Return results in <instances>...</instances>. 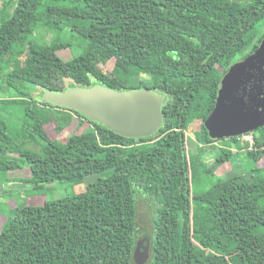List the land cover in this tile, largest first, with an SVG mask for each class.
<instances>
[{"label": "trees", "instance_id": "1", "mask_svg": "<svg viewBox=\"0 0 264 264\" xmlns=\"http://www.w3.org/2000/svg\"><path fill=\"white\" fill-rule=\"evenodd\" d=\"M68 3L41 11L42 0H0V171L26 165L37 185L108 175L81 193L10 217L0 233V264H137L144 234L145 264H264V177L233 176L196 194L197 167L186 145L195 122L204 143L217 142L204 124L224 74L263 40L257 25L264 22V0ZM41 21L51 29L67 25L86 41L84 52L64 60L51 54V45L31 41ZM137 73L150 81L132 86ZM95 85L162 94L163 125L152 137L125 138L42 100L46 90ZM21 105L25 115L15 110ZM73 115L92 126L61 147L46 125L68 127ZM30 143L41 147L29 149ZM246 149L249 158H264V141L254 137ZM231 158L224 149L217 165ZM140 199L151 207L149 230L138 228Z\"/></svg>", "mask_w": 264, "mask_h": 264}, {"label": "rangeland", "instance_id": "2", "mask_svg": "<svg viewBox=\"0 0 264 264\" xmlns=\"http://www.w3.org/2000/svg\"><path fill=\"white\" fill-rule=\"evenodd\" d=\"M238 1L247 2L248 0ZM51 4L62 6L68 5L69 3L68 0H42L40 10L44 11ZM6 12V10H3L2 14ZM257 29L260 32L262 31L261 34H263L264 22L259 23ZM31 41L51 45V54L59 55L64 60H70L78 56L84 52L87 45L83 37L78 34H73L67 25L63 26L62 30L51 29L45 25L44 21H41L37 25ZM28 55L29 53H26L20 57L22 65L27 60ZM109 67L113 68L112 65H109ZM105 72L108 73L109 71L105 69ZM149 81L150 78L148 76L137 73L131 78L130 84L132 86H138L142 82L148 83ZM15 110L17 112L20 111L23 115L26 114V108L23 105L17 107ZM8 121L11 120L8 119ZM56 126L57 124L54 122L48 124L46 125V131L54 143L64 147L71 136L79 135L87 131L92 125L87 120L73 115L68 127L57 129ZM157 130L151 132V135L142 134L136 139L152 137ZM201 133L202 130L199 122L192 123L187 131V151L197 167V170L192 174L193 179L191 182L194 193H203L218 180H224L233 176H241L249 181H253L255 176L264 177V158L255 161V159L249 158L246 149L249 145L253 147L254 137L261 142L264 141V127L259 128L250 135L237 138V141L224 139L210 144L203 142ZM38 146L41 147V144L30 143L27 145L32 150H37ZM224 149L230 150L232 158L229 162L218 166L217 158ZM8 155L16 157L15 154ZM99 158H102V155ZM106 175L108 174H93L84 178L80 183L51 181L37 185V183L32 181L30 169L26 165H22L21 168L13 171H0V233L8 219L18 213L22 208L43 205L47 201L81 193L89 185ZM150 220V204L146 199H140L138 203V228L140 230H149Z\"/></svg>", "mask_w": 264, "mask_h": 264}, {"label": "water", "instance_id": "3", "mask_svg": "<svg viewBox=\"0 0 264 264\" xmlns=\"http://www.w3.org/2000/svg\"><path fill=\"white\" fill-rule=\"evenodd\" d=\"M42 100L74 110L125 138L151 135L164 123L165 97L150 89L72 87L61 93L46 90ZM204 125L212 140L241 137L264 127V37L253 53L235 62L224 74L215 108ZM149 239L144 234L137 242L134 257L137 264L150 259Z\"/></svg>", "mask_w": 264, "mask_h": 264}]
</instances>
